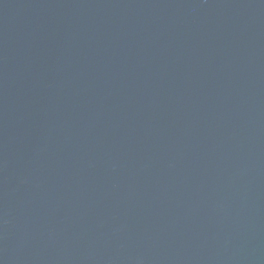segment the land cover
<instances>
[{"label": "water", "instance_id": "obj_1", "mask_svg": "<svg viewBox=\"0 0 264 264\" xmlns=\"http://www.w3.org/2000/svg\"><path fill=\"white\" fill-rule=\"evenodd\" d=\"M0 264H264V0H0Z\"/></svg>", "mask_w": 264, "mask_h": 264}]
</instances>
